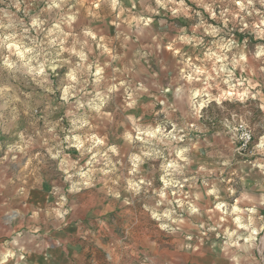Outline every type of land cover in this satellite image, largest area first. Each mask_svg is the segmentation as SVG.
I'll use <instances>...</instances> for the list:
<instances>
[{"label": "rangeland", "instance_id": "rangeland-1", "mask_svg": "<svg viewBox=\"0 0 264 264\" xmlns=\"http://www.w3.org/2000/svg\"><path fill=\"white\" fill-rule=\"evenodd\" d=\"M17 2L21 5L19 12L15 8ZM54 2L58 0H0V24H12L13 28L8 30L11 33L31 27L33 19L44 20L45 32L39 34L43 39L48 29L60 23L66 32L72 33L65 47L75 45L77 51L83 47L88 55L86 63L104 69L103 79L96 84L95 77L85 73L83 79L88 83L79 86L84 90L65 103L59 99L58 91L52 95L45 90L59 89L65 84L69 67H74L79 57L63 53L64 59H71V65L58 68L42 85L35 84L25 72L0 70V233L21 229L17 227L19 222L23 230L37 224L55 231L60 222L59 229L88 233L92 245L99 241L102 247L98 250L103 251L106 264H264V231H261L264 228V171L255 166L258 161L264 163V152L254 151L255 144L259 143L256 136L244 146L239 139L242 131L233 133L224 123L225 119L231 121V114L235 113L237 117L245 115L252 125L264 128V113L257 107L261 101L258 98L243 103L225 101L223 107L213 101L201 109L197 119L191 115L189 89L202 87V81L189 84L183 78V73L189 71L186 61L208 67L203 53L208 49L217 50L220 43V38L207 35L204 27L196 28L201 18L206 25L222 27V22L213 20L202 7L213 0H175L177 7L183 3L187 8V14L181 9L175 15L163 9L158 15L149 12L156 7L155 0H121L124 7L131 10V15L125 12L118 21L119 27L111 22L115 16L111 14L109 0L96 10L101 15L95 18L88 15L94 0H68L63 11L49 8ZM133 3H136L134 9ZM225 3L226 0H216V11ZM69 9L78 14L71 28L63 23V16L70 14ZM135 15L150 18L152 23L137 26L132 20ZM251 20L249 18V22ZM240 27L230 26V32L222 33L225 41L234 40V52H243L248 58L243 73L237 68L235 76L239 79L243 75L252 80L257 85L252 91L264 94V71H261L264 63L256 58L264 49V36L251 30L240 32ZM86 28H91L97 39L104 37L112 53L104 52L90 37H85ZM30 35L37 33L33 31ZM180 35L202 38L203 43L196 47L184 45L177 40ZM113 85L121 86L109 92ZM222 87L228 86L222 84ZM9 88L12 93L7 91ZM129 92L136 101L134 109L127 108L131 102L127 99ZM97 93L107 97L100 112L87 106L96 100ZM212 94H217V90L213 89ZM11 95L19 96V101L10 102ZM77 100L86 107L80 109ZM21 102L28 104L33 113L31 117L23 115ZM164 109L168 110L173 124L183 126L186 122L192 126L181 145H173L165 152L166 156L174 158L175 147H187L191 158L182 174H176L184 187L166 189V194L168 199L194 202L200 209L198 215L184 212V223L171 225L177 228L175 232L158 229V222L152 220L144 208L145 205L155 208L162 199L154 192L163 188L160 177L164 175V159L143 157L142 151L147 150L143 142H130L125 138L126 132L135 136L129 115L136 118V126L155 127L156 122L164 118ZM45 117L49 126H56L59 140H53L51 134L46 133ZM81 120H87L91 127L76 128L73 121ZM17 130L25 131V139L32 141L24 151L13 147L19 140L13 135ZM168 130L171 131V125ZM43 132L45 135L38 134ZM66 134L105 137L106 144L118 150L108 153L116 171L107 174L95 171L91 183H85L87 177L78 173L81 169L88 171L87 160L91 154L81 156L75 148L67 147V142L62 145L59 157L48 154V148L63 141ZM45 140L49 143L45 144ZM133 155H141L145 161L135 178L143 177L152 182L148 191L139 195L127 191V181L133 179ZM98 159L96 169L105 165L103 158ZM213 186L217 192L208 195ZM35 189L43 190L45 197L32 203L30 195ZM117 191L119 197L114 195ZM173 192L177 193L175 197ZM217 203H223L229 212L233 206L252 209L240 215L245 223L251 217L256 228L255 239L246 242L249 232L244 228L237 231L233 217L217 209ZM168 207L164 203L159 210ZM227 232H236V235L229 237Z\"/></svg>", "mask_w": 264, "mask_h": 264}, {"label": "clouds", "instance_id": "clouds-1", "mask_svg": "<svg viewBox=\"0 0 264 264\" xmlns=\"http://www.w3.org/2000/svg\"><path fill=\"white\" fill-rule=\"evenodd\" d=\"M67 3L68 0H58V2L49 5V8H59L63 11L64 5ZM104 3L105 0H94V3L88 9V15L94 18L100 16V12L96 10L100 9ZM155 5L156 7L150 8L148 11L158 15L162 9L170 10L173 15H175L178 11L183 9L185 14H187L186 5L181 3L179 7H177L175 5V0H155ZM257 5H259V7H257ZM109 7L111 9V14L115 16L111 22L117 27H119L118 21L120 17L123 16L125 12L131 15V10L126 9L121 0H109ZM202 7L213 20L218 19L221 21L222 27L213 26L211 24L206 25L203 18H201L200 24L196 25V28L204 27V31L207 35L219 37L220 43L217 45V50L213 51L212 49H208L203 53V60L209 62L208 67H198L196 64L192 63L191 60L186 61L189 71L183 73V78L186 79L189 84H192L193 81H202V87L189 89V101L192 109L191 115L199 119L201 116V109L206 108L213 101L218 106L223 107V102L225 101H240L243 103L249 99L256 100L257 98L261 101L257 107L264 113V94L260 91H252L257 88V85L253 83L252 80L245 79L243 75L239 79L235 76L237 68H240L242 73L245 70L248 63L246 54L243 52H234L233 49L236 48L234 40L228 39L225 41L222 35V33L232 30L230 26H242L239 28L240 32L251 30L260 36H264V0H226L225 6L221 8L219 12L216 11V0H213L211 4H204ZM15 8L17 12L20 11L21 5L19 2L15 4ZM132 8H136V3L132 4ZM69 13L70 14L63 16V23L71 28L73 22L77 20L78 14L76 12H71V9H69ZM196 15L201 16V13L196 12ZM257 17L258 19H256ZM249 18H252L251 22H249ZM132 20L135 21L137 26L140 24L147 26L152 23L150 18L140 15L132 16ZM45 23L46 21L44 20L33 19L31 21V27H24L20 32L12 31L11 33H9L8 30L13 28L12 24H0V29L3 30L0 32V70L9 73L25 72L31 77L35 84L42 85L49 81L50 75L55 74L58 68L71 65V59L63 58V53L69 52L73 56L79 57V62L76 63L74 67H69L65 75L66 83L59 89L49 87L45 90L46 93H51L52 95H55L58 91L60 93L59 99L66 103L73 97H78V93L84 90L79 86L81 83L85 86L88 83L87 80L83 79L85 73L89 76H94L95 83L99 84L103 79L104 69L100 68L98 65L86 63L88 55L83 47H81L79 51L76 50L75 45L71 48L65 47L68 37L72 35V33L66 32L64 28L61 27L60 23L48 29L43 39L39 38V34L45 32ZM33 31L37 33L36 36L30 35ZM193 31L195 32V29H193ZM84 35L95 41L104 52L109 54L112 53V49L105 44L104 37H99V39H97L96 33L91 28L84 29ZM177 40L184 45H192L194 47L203 43L202 38L196 36L189 37L187 35H180ZM77 42L79 41L77 40ZM85 45H87V41H85ZM116 58L117 57L113 56V59ZM256 58L264 63V49L257 53ZM199 59L200 57H197V60ZM94 67L95 71H93ZM261 71H264V68H262ZM233 80H235V83H232ZM222 84L228 87L225 89L222 87ZM244 85H247V87H244ZM120 86L121 85H113L109 89V92L116 91ZM213 89L217 90V94H212ZM7 91L12 93L13 90L9 88ZM197 98H199V100ZM127 99L131 101L127 104V108L134 109L136 107V101L132 99L131 92L128 93ZM8 100L12 103H16L19 101V96L11 95ZM96 100H98L99 103H97ZM96 100L90 101L87 106L100 112L107 102V97L97 93ZM21 103H23V108L21 109L23 115L25 117H31L33 113L28 107V104L26 102ZM77 104L80 109L86 107L84 103H80L78 100ZM44 111L47 113L48 109L45 108ZM163 111L164 118L158 120L155 127L151 125L146 128L136 126V118L129 115L128 119L133 122L135 136L130 132H126L125 138L130 142H143L147 149L142 151L143 157H162L164 159V163L162 164L164 175L160 177L163 182V188L154 192L155 196L161 197L162 199L157 202V207L154 208L145 205L144 208L145 213L149 215L152 220L158 222L156 225L158 229L175 232L177 228H173L171 225H182L184 223V212H187L189 215H198L200 209L194 202L168 199L165 191L166 189H171L176 186H179L181 189L184 187V183L176 178V174H182V169L191 163V158L187 147H175L174 158L166 156L165 152L172 148L173 145H181L180 142L185 140L187 132L192 130V126L186 122L183 126L173 124L172 120L169 118L170 114L168 110L164 109ZM231 115V121L227 119L224 121L228 129L233 133L242 131V135L239 136V139L246 142L250 140L252 136H256L259 143L255 144L254 151L259 150L264 152V128L252 125L245 115H239V117H237L235 113ZM73 124L76 128L91 127L87 120H81L78 123L73 121ZM237 124L238 127L236 126ZM45 125L46 133L51 134L53 140H59V136L56 135V126H49V121L46 117ZM168 125H171V131L168 130ZM38 134L45 135L44 132ZM13 135L19 138L18 142H16L13 147L20 151H24L26 148L30 147L32 141L31 139H25V131L17 130ZM65 142H67V147L78 150L81 156L91 154L90 159L87 160L88 171L81 169L78 173L82 177H87L85 183H91L92 173L95 171H100L105 174L116 171V166L112 163L108 153H117L118 150L115 146H108L105 137H100L95 134L85 135L84 137L66 134L63 141L48 148V154L59 157L63 152L62 145ZM48 143L49 141L45 140V144ZM142 156L133 155L131 157V173L133 174V179L127 181V191H131L137 195L141 192L146 193L148 187H150L152 183L151 181H146L143 177H140L138 180L135 178L139 173L140 165L145 162ZM98 158H103L105 162L104 167L100 169L94 167L96 164L100 163ZM225 163H228V161H225ZM255 166H258L264 171V163L258 161ZM73 167H75V165H73ZM115 182H118V180L114 181V183ZM216 192L217 189L213 186L208 195H213ZM114 195L119 197L120 192L117 191ZM172 195L175 197L177 193L173 192ZM184 196L186 197L187 193H184ZM196 199L199 200L200 197L197 196ZM164 203H167L170 207L160 211L159 206ZM215 207L233 217V222L236 225L237 231L240 228H244L249 232V236L246 237V242H251L255 239L256 228L253 226L251 217H249L248 222L245 223L240 215L242 212H251L253 211L252 209L242 210L233 206L229 212L223 203H217ZM221 219H223V217H221ZM201 227H203V225H201ZM261 231H264V228H262ZM227 235L232 237L236 235V232H227ZM9 258L14 259L15 253L9 252L5 260ZM0 264H4V262H0Z\"/></svg>", "mask_w": 264, "mask_h": 264}, {"label": "crops", "instance_id": "crops-1", "mask_svg": "<svg viewBox=\"0 0 264 264\" xmlns=\"http://www.w3.org/2000/svg\"><path fill=\"white\" fill-rule=\"evenodd\" d=\"M31 202L43 199V190H32ZM51 231L47 226L35 224L26 227L19 222V230L0 233V262L4 264H106L102 244H91L90 235L59 229ZM9 252L15 258L5 260Z\"/></svg>", "mask_w": 264, "mask_h": 264}, {"label": "built area", "instance_id": "built-area-1", "mask_svg": "<svg viewBox=\"0 0 264 264\" xmlns=\"http://www.w3.org/2000/svg\"><path fill=\"white\" fill-rule=\"evenodd\" d=\"M251 140H252V137H251V139L248 140L247 142L243 140V144H244V146H247V145L251 142Z\"/></svg>", "mask_w": 264, "mask_h": 264}]
</instances>
